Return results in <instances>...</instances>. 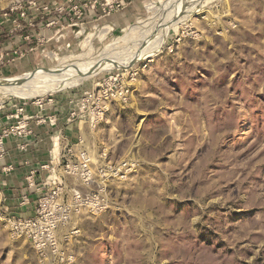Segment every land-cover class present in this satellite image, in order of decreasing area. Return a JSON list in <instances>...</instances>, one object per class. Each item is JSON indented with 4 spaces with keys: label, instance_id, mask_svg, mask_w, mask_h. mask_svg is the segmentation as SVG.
Returning <instances> with one entry per match:
<instances>
[{
    "label": "rangeland",
    "instance_id": "rangeland-1",
    "mask_svg": "<svg viewBox=\"0 0 264 264\" xmlns=\"http://www.w3.org/2000/svg\"><path fill=\"white\" fill-rule=\"evenodd\" d=\"M173 4L0 0V264H264V0Z\"/></svg>",
    "mask_w": 264,
    "mask_h": 264
},
{
    "label": "bare ground",
    "instance_id": "bare-ground-1",
    "mask_svg": "<svg viewBox=\"0 0 264 264\" xmlns=\"http://www.w3.org/2000/svg\"><path fill=\"white\" fill-rule=\"evenodd\" d=\"M188 1L189 0H175V4L178 3V4L181 5V4L186 3ZM175 4H173V5H175ZM196 4H198V3H196ZM172 12L175 13L174 11H172ZM163 27H164V23L160 25V27H159V29L157 31L158 36H161ZM93 28H96L94 30H97L98 29V27H93ZM84 31L86 32L87 30H84ZM158 36L155 38L156 40L154 39V42H156L158 40V38H159ZM136 58H140V57H138V56L133 57L134 60ZM128 59H129V57H123V56L119 57V56H117L115 54L114 55L104 54L100 58H97V59H95V60H93V61H91L89 63L86 62L84 64H81L80 66H75L73 69H71L67 73H65V76H66V78L69 81H72V80H75V79H78V78L94 77L98 72H100V71H102L104 69H108L110 67V65H112V64L114 65V63L116 61H119L120 62V61H126ZM5 83L6 84H11L10 81L0 80V87L2 88L3 91H8L9 93L15 94V95L26 94V93L19 92V90L17 88H13V87H10V86L5 85ZM53 87H55V86H53ZM51 88L52 87L49 86V87H47V88H45L43 90L44 91L45 90L47 91V90H50Z\"/></svg>",
    "mask_w": 264,
    "mask_h": 264
},
{
    "label": "built area",
    "instance_id": "built-area-1",
    "mask_svg": "<svg viewBox=\"0 0 264 264\" xmlns=\"http://www.w3.org/2000/svg\"><path fill=\"white\" fill-rule=\"evenodd\" d=\"M19 20H21V19H19ZM25 222L23 223V226H27V225H35V223L34 222H40V221H36V220H34L33 222L31 221V219H29V220H24ZM20 222V221H19ZM51 227H54V224H51L50 225ZM22 231V230H21ZM26 234H27V236H28V238L29 237H34V236H32L31 234L32 233H30V232H26Z\"/></svg>",
    "mask_w": 264,
    "mask_h": 264
},
{
    "label": "trees",
    "instance_id": "trees-1",
    "mask_svg": "<svg viewBox=\"0 0 264 264\" xmlns=\"http://www.w3.org/2000/svg\"><path fill=\"white\" fill-rule=\"evenodd\" d=\"M0 40H2V37L0 36Z\"/></svg>",
    "mask_w": 264,
    "mask_h": 264
}]
</instances>
